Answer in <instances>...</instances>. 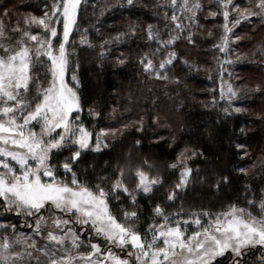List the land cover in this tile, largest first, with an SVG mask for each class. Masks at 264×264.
Listing matches in <instances>:
<instances>
[{"label":"trees","instance_id":"16d2710c","mask_svg":"<svg viewBox=\"0 0 264 264\" xmlns=\"http://www.w3.org/2000/svg\"><path fill=\"white\" fill-rule=\"evenodd\" d=\"M52 2L0 0V14L5 10L12 21L16 12L41 14ZM196 2L201 7L191 12L176 9L181 24L177 29L170 0H133L131 5L128 0H85L66 44L67 68L78 82L80 114L87 127L92 126L88 111L93 108L96 124L113 114L145 121L142 128L124 130L105 150H80L79 158L72 160L77 148L67 146L53 153L50 163L56 175H63L61 165L68 163L82 185L103 188L111 214L119 222L134 223L141 236L162 220L154 213L158 205L163 217L175 219L233 206L259 213L264 191V100L254 101L255 110L246 112H233L220 101L213 59L219 5L215 0H189V7ZM149 26L155 39L149 37ZM260 42L263 47L262 38ZM169 53H174L172 62L161 69ZM142 60H151L154 71L146 72ZM253 72L259 76L260 71ZM263 95L261 90L255 97ZM183 145L193 147L195 155L187 161L191 172L185 183L177 187L181 175L171 164ZM141 171L159 181L148 193L137 188L136 174ZM117 181L128 192L115 188ZM133 211L137 218L126 221L124 213ZM11 216L4 215V220ZM215 264H264V249L257 245L232 263L219 258Z\"/></svg>","mask_w":264,"mask_h":264},{"label":"snow or ice","instance_id":"6c2138e0","mask_svg":"<svg viewBox=\"0 0 264 264\" xmlns=\"http://www.w3.org/2000/svg\"><path fill=\"white\" fill-rule=\"evenodd\" d=\"M81 2L82 0H53L50 11H46L43 17H31L26 19L24 29H13L21 32L22 37L35 42L34 49L23 39L16 42L18 47L15 48L0 43V198L9 207L25 210L28 215L51 207L69 217L50 218L52 227L47 232L50 245H46L43 250L47 264H106L107 261H111V264H130L129 259L121 258L110 249L104 260L93 259L101 252L98 244H90L91 251L87 254L77 252L72 255V250L81 247L79 237L72 229L67 228L73 222V216L76 217L74 223H91L96 234L102 235L110 244L122 250L130 245L134 251H129L128 257L134 258V264H213L216 257L222 256L229 249L238 256L246 246L264 245V201L259 205L260 217L233 206L228 212L217 215L213 223L202 227L201 231H196L191 236H186L179 225L167 227L166 224L159 228L152 225L141 236L134 223L122 224L111 214L107 193L99 185H96L95 190L82 185L74 172L70 183L56 179L49 163L53 150H61L71 140L73 145L78 146V150L71 157L76 160L81 154L80 150L89 147L92 137V133L78 123V116L75 120L72 118L73 112L80 110L79 97L65 80L68 66L66 44L77 22ZM132 3L133 0H128V4ZM220 3L224 9L229 6L236 7L232 0H220ZM170 5L174 13L171 20L176 22L177 29L181 28L178 22L180 18L175 15L177 8L191 12L193 8L201 7L199 2L189 7V0H182L180 3L178 0H170ZM255 8L260 11L244 9V12L248 15L264 14V0H256ZM223 17L227 21L229 11L225 10ZM61 24L62 41L56 47L54 42L58 39V25ZM32 26L42 29L43 38L31 33ZM224 29L226 33L231 31L227 23ZM148 33L150 38H156L151 26ZM8 38L3 21H0V39ZM174 39L167 43H172ZM220 50L223 51L224 48L221 47ZM173 56L174 53H169V59L161 62L159 67L165 68L166 64L172 62ZM141 63H144L146 72L154 71L151 60L146 63L142 60ZM40 69L44 70V80H41L40 75H33ZM72 79L76 82L75 76ZM33 85L35 95L27 99ZM228 92L235 95L231 87ZM33 122L39 124V134L31 130ZM57 129L61 131L58 132ZM63 167L66 172L72 171L68 163ZM172 167L175 168L176 165ZM190 172V169H185L181 173V181L177 187L185 183V177ZM136 175L139 178L138 187L145 193L150 192L151 187L159 182L149 180L142 171ZM42 177L50 179L46 182ZM120 187L121 182L117 181L115 188ZM123 190L128 192L126 187ZM168 199L172 200L173 195H169ZM155 213L163 216L159 205L155 208ZM124 217L126 221H134L137 213L125 212ZM164 220L167 223L168 217L164 216ZM42 222L46 223L40 217L36 225L37 231L40 230ZM195 223L200 225L201 221L196 219ZM68 241L71 242V249L67 246ZM29 247L35 248V245ZM11 248L7 238L0 243V264H9L10 259L15 264L16 260L23 259L21 253L13 256ZM27 255L31 256L32 253Z\"/></svg>","mask_w":264,"mask_h":264},{"label":"rangeland","instance_id":"374dc122","mask_svg":"<svg viewBox=\"0 0 264 264\" xmlns=\"http://www.w3.org/2000/svg\"><path fill=\"white\" fill-rule=\"evenodd\" d=\"M83 1L85 0H82V2ZM215 3L219 5L215 7V17H217L215 22L218 20L219 21L215 23V26H217L218 28V32L216 33L215 43L213 46V59L214 66L215 68L217 67L218 72V90L220 101L224 102L227 108H229L233 112H246L248 108H251V110H255L253 102L256 101L257 103H259L264 100V95L261 98L255 97V95L259 91L264 90V88L262 87L264 85L262 84L264 83V14L248 15L244 12V9H251L252 11L259 12L260 10L255 8L256 0H232L233 5H235L236 7L233 8L232 6H229L228 9H224L221 6L220 0H215ZM97 8H99V6ZM225 10L229 11V19L227 21H225L223 17V12ZM46 11H50V9H46L41 14L21 13V11L16 12V18L12 21H8L4 15L6 14V11L4 10L0 14V21H3L5 32L7 34V37L9 38L0 39V43L15 48L18 47L16 42L23 39L26 44H29L34 49L36 47L35 42L30 41L27 37H22L21 32L13 31V29L17 27L24 29L26 27V19H30L31 17H43ZM226 23L231 29V31L227 33L224 29V25ZM59 27V36L58 39L54 42L56 47H58V43L62 41V24L59 25ZM74 29L75 26L73 27V30ZM30 31L33 35L38 34L41 38H43L44 34L42 29L37 28L36 26H32L30 28ZM253 32H256L257 34L253 35ZM225 37H227L226 46ZM261 38L263 39V47L260 42ZM221 47L224 48L223 51L220 50ZM43 71V69H40L39 72H34L33 75H40L41 80H44ZM209 71L212 70L210 69ZM253 71H260L259 76H253ZM73 76L75 75L73 73H70L67 68L65 73V80L68 85L70 87H73V89L76 91L77 80L76 82H74L72 79ZM229 87L232 88L235 95H232L228 92ZM34 95L35 86L33 85L26 98L31 99ZM88 115L92 119L91 127H87L85 125V122L81 118L80 110L79 112H73L72 118L73 120H75V118L78 116V123L83 125L84 128L92 133V137L89 141V147L83 150H90L93 152H99L107 149L121 135L124 130L130 129L132 127L142 128L145 121L142 117H136L134 115H131L128 118H121L116 117V115L113 114L109 119L96 124L95 122H97L96 119L98 118L97 110L94 108L90 109V111H88ZM157 119H159L157 114H154L153 122H157ZM159 125L162 127L163 124ZM30 127L31 130L36 132L37 134H39L41 131L39 124H36L35 122H33ZM57 131L59 132L61 130L57 129ZM160 135V137H164V135ZM97 136H99L98 150ZM67 146H75L78 150V146L73 145L71 140H68L64 147ZM59 151L60 150H53L50 160L53 157V153ZM194 155L195 149L193 147L189 145H183L179 149L176 160L171 165H176L175 168L179 170L181 175V173L185 169H189L187 161ZM245 155H247V152H245ZM64 164L65 163L61 165L63 175H56L55 171L54 174L57 180H62L70 183L72 172H66L63 167ZM51 167L54 170L53 164L51 165ZM245 169L246 171H248L250 168L246 167ZM145 175L149 178V180H155L151 179L148 174L145 173ZM186 178L187 177H185V180ZM42 179L47 182L50 178L42 177ZM138 185L139 178L137 180V188L143 191L142 188L138 187ZM123 188L125 187L121 185L119 189ZM261 201H264V191L262 193ZM259 205L260 203L258 204V207ZM231 208L220 212H193L188 216L176 219L173 218L174 216L171 218L168 217L167 223L165 222L163 216H159L154 212L156 218L162 219L160 222H157L154 225L157 228L165 224L167 227H175L179 225L181 231L186 236H191L194 232L201 231L202 227H207L210 223H213L217 215L228 212ZM236 208L244 209L240 207ZM244 210L245 212H250L247 209ZM204 213H207L208 215H204ZM9 214H12V216L10 217L11 220H4V215H6L7 218L9 217ZM252 215L255 217H260V208L259 213H252ZM54 216L63 217L64 219L69 218L66 214L61 213L51 207H46L44 209H41L39 212L28 215L25 210L16 209L15 207H9L4 199L0 198V243H3V240L7 238L9 243L12 245L10 252L13 254V256L15 253H21L23 255V259L16 260L15 264H47V257L43 255V250H45L46 245H50V242L47 239V232L52 227L50 218ZM40 217H43L46 223L42 222L40 230L37 231L36 225ZM71 219L73 222H70L67 225V228L72 229V231L76 233V235L79 237V242L81 243V247L78 250H72V255H76L77 252H79L80 254H87L91 251V248L89 247L90 244H98L100 246L101 252L97 254L96 257H93V259L104 260V257L107 255V251L110 249L114 254L120 256L121 258L129 259L130 264H134V258L128 257V252L134 251V249H132L130 245L125 246V248L122 250L120 247H116L107 242L102 235H97L91 223H74L76 219L75 216H73ZM196 219H199L201 221L200 225H197L195 223ZM120 223L128 224L123 220ZM147 230L144 232V235ZM148 238H151L150 234ZM17 241H19V243H17ZM32 244L35 245V248L29 247V245ZM67 246L69 249H71L70 241L67 242ZM255 246L257 245L246 246L242 249L241 254L238 256H241L242 254L246 253L249 248H254ZM259 246L264 249V245ZM0 251H2V249H0ZM60 251L63 252V249H60ZM29 252L32 253L31 256L27 255V253ZM238 256L229 249L225 251L222 256L216 257L213 261V264H215V261L219 260V258H221L224 263H232ZM9 264H13V261L11 259L9 260ZM80 264H83V262H80ZM106 264H111V261H107Z\"/></svg>","mask_w":264,"mask_h":264}]
</instances>
